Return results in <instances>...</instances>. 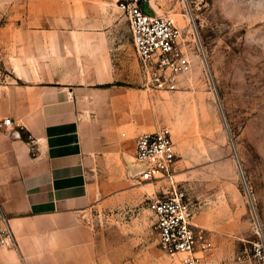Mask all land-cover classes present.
Masks as SVG:
<instances>
[{
  "label": "crops",
  "instance_id": "1",
  "mask_svg": "<svg viewBox=\"0 0 264 264\" xmlns=\"http://www.w3.org/2000/svg\"><path fill=\"white\" fill-rule=\"evenodd\" d=\"M120 1L0 0V121L20 135L0 129V217L14 235L0 264H184L160 248L149 207L164 186L139 175L137 138L163 128L161 101ZM140 1L154 15L178 8ZM188 198L212 252L220 227Z\"/></svg>",
  "mask_w": 264,
  "mask_h": 264
},
{
  "label": "rangeland",
  "instance_id": "2",
  "mask_svg": "<svg viewBox=\"0 0 264 264\" xmlns=\"http://www.w3.org/2000/svg\"><path fill=\"white\" fill-rule=\"evenodd\" d=\"M177 5L171 16L190 38L192 70L176 91L156 90L161 127L171 131L181 160L176 184L211 212L223 234L204 258L264 264V0Z\"/></svg>",
  "mask_w": 264,
  "mask_h": 264
},
{
  "label": "built area",
  "instance_id": "3",
  "mask_svg": "<svg viewBox=\"0 0 264 264\" xmlns=\"http://www.w3.org/2000/svg\"><path fill=\"white\" fill-rule=\"evenodd\" d=\"M119 8L126 15L133 35V44L144 79L159 91L173 92L179 88L180 77L192 70L185 29L170 14L154 15L146 12L140 0H122ZM196 40V39H195ZM10 118L0 121V129L8 136L19 137L10 128ZM136 161L142 165V181L167 180L163 198L150 200L160 238V248L167 254H186L184 264H201L213 248L205 233L192 224L193 205L188 193L175 180L177 151L168 128L141 133L137 138ZM14 245V235L6 216L0 217V246Z\"/></svg>",
  "mask_w": 264,
  "mask_h": 264
}]
</instances>
